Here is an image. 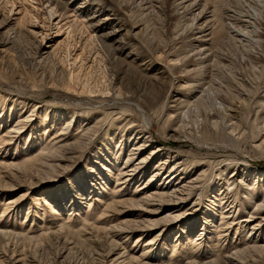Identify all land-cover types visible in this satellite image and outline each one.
Returning a JSON list of instances; mask_svg holds the SVG:
<instances>
[{
	"label": "rangeland",
	"instance_id": "1",
	"mask_svg": "<svg viewBox=\"0 0 264 264\" xmlns=\"http://www.w3.org/2000/svg\"><path fill=\"white\" fill-rule=\"evenodd\" d=\"M253 5L0 0V264H264L243 245L264 239V53L231 33Z\"/></svg>",
	"mask_w": 264,
	"mask_h": 264
},
{
	"label": "bare ground",
	"instance_id": "2",
	"mask_svg": "<svg viewBox=\"0 0 264 264\" xmlns=\"http://www.w3.org/2000/svg\"><path fill=\"white\" fill-rule=\"evenodd\" d=\"M242 0H240V2H241ZM250 2H252V4H254L250 9H251V15L250 16H248V15H246V16H244L245 18H246V20L245 21H241V19L239 18V16L238 15H235V16H232V18H233V20L236 22V23H240L241 22V24H243V25H239V26H231V33H232V37L234 38V39H239L240 41H244L245 39H242V38H246L247 37V39H252L251 41H252V43L254 44V46H256L258 49H260L263 53H264V28L262 27V23H264V0H249ZM82 8V7H81ZM249 12V11H248ZM204 14V13H203ZM248 14V13H247ZM200 15H201V12H200ZM199 15V16H200ZM241 17H243V16H241ZM95 17H89L88 19L89 20H93ZM106 21H108V22H110V21H113L114 20V18L113 17H107L106 19H105ZM216 20V19H215ZM94 23V22H93ZM101 23V22H100ZM100 23H98V24H95L94 26L95 27H97V26H99V24ZM92 24V23H91ZM209 24V23H208ZM197 26V25H196ZM242 26L244 27V31H243V29H242ZM203 27V26H202ZM196 29V28H195ZM211 30V29H210ZM213 30V29H212ZM211 30V31H212ZM202 32H204V31H202ZM251 34H253L252 36H251ZM115 35V33H108L107 34V37H111V36H114ZM15 39H17V38H15ZM15 39H12L14 42H15ZM11 40V41H12ZM249 40V41H250ZM119 43V42H118ZM204 47V46H203ZM200 48V47H199ZM199 48H197V49H199ZM205 50V49H204ZM206 51V50H205ZM208 51V50H207ZM206 53V52H205ZM196 55L202 60V57H204L206 54H204L203 53V49H199V50H197V53H196ZM43 56V55H42ZM42 59V58H41ZM206 59V58H205ZM143 66V65H142ZM71 79V81L69 82V83H66V85L68 86V88L69 89H71V88H73L72 87V81H74V80H72V78H70ZM63 85V84H62ZM66 86V87H67ZM89 86V85H88ZM65 87V86H64ZM85 91L87 92V93H89V94H91V93H95L92 89H87V87L85 88ZM263 97V96H262ZM187 100V99H186ZM177 101H178V99H177ZM176 100L174 101V103H176L177 102ZM182 101H180V103L178 104V106H177V104H176V107L175 108H177V107H179L178 108V110H177V112L178 111H180V110H182L183 108H184V104L183 103H181ZM184 102V101H183ZM185 102H187L186 104H189L190 102H189V99L187 100V101H185ZM262 106H264L263 105V103H262ZM136 108H138L137 110H138V112L142 115V118L143 119H145L144 120V122H145V126H148V125H150V121L147 119V117H145V115L143 114V111H142V108H140V106H136ZM224 109L226 110V111H228L227 110V108L224 106ZM169 113V112H168ZM170 114V113H169ZM216 117H213L212 119H215ZM168 119V118H167ZM167 121V120H166ZM170 121V120H169ZM168 123H170V122H168ZM21 125V124H20ZM214 126H216L217 125V123L216 122H214V124H213ZM69 126V125H68ZM23 128V127H22ZM16 130H15V128H13V129H11V131H10V133H14ZM132 131V130H131ZM84 133V132H83ZM151 136V135H150ZM148 139V138H147ZM55 147V146H54ZM65 146H62V147H60V148H64ZM68 147V146H67ZM66 147V148H67ZM48 150H53V147H51V148H47ZM48 150H44V153H42V155H40L41 156V158L42 159H45V160H50V161H53L54 160V158L50 155V153H48V152H46V151H48ZM134 151V150H133ZM154 151V152H153ZM153 153L150 155V156H154V155H158L159 153L161 154V149H159V148H157V149H153ZM137 153V152H136ZM135 156V155H134ZM152 159V158H151ZM56 160V159H55ZM117 160V159H116ZM133 160V157L132 158H130V159H128L127 160V163H129V162H131ZM143 161H144V159H143ZM143 161H141V162H143ZM148 161V160H147ZM47 163H48V161H47ZM126 163V164H127ZM145 163V162H144ZM168 164V162L167 161H160V163H159V165H158V169L156 170V175L153 177V178H151L150 179V181H149V183L148 184H150V182H154V180H155V177L157 178L158 176H160L161 175V172L165 169V166ZM184 164L185 163H183V165L182 166H184ZM127 166V165H126ZM157 166V165H156ZM130 167V169L129 170H127L128 168ZM129 167H125L124 169H122V170H120V172H119V174H118V177H123V178H118V180L119 181H123V179L125 178L126 179V181H124V182H122V183H120L121 185H123V184H125L127 181H130V182H133L137 177H139L138 175L139 174H142V171L145 169L144 167L142 168L141 167V163L140 164H138V165H135L134 163H132ZM108 169V168H107ZM249 168H247V169H245V170H248ZM182 170V169H181ZM180 170V171H181ZM250 170V169H249ZM108 172H110V170L108 169L107 170ZM180 171H178V169H177V167H172L171 168V173L168 175V177H167V179L166 180H171V178L173 177L174 178V176L176 177V175H178L179 174V172ZM246 173V172H245ZM264 173V172H263ZM236 174V173H235ZM256 173H253V175H255ZM180 175V174H179ZM236 175H238V176H240L239 178H240V183H238V187H236V189H234V194H235V201L237 200L238 201V199L239 198H237V196L239 195V187H241V186H243L244 185V183L246 182L245 180H244V177H243V175H242V173H241V171H239ZM235 175V176H236ZM245 175H248L247 173L245 174ZM256 176V175H255ZM263 176V175H262ZM128 178V179H127ZM182 178V177H181ZM195 180V179H194ZM198 180V179H197ZM195 181L194 183H191L192 185H191V188L189 187V188H187V187H180V188H177L174 192H173V195H171V198H170V201H171V204L175 207V209H179V207L181 206V203H183L185 200H186V198H184V195H183V193L185 192V191H193L194 189H195V183H197L198 181ZM256 180V179H255ZM254 181V180H253ZM172 181H170V183H171ZM235 182H237V180H235L234 182H233V184H235ZM256 182V184L254 185V183ZM183 183H185V180L184 181H182V182H179V180H178V182H177V185L175 186V188L176 187H178L179 185H182ZM254 183L251 185H247V187H248V190H250V191H252V195H251V197L250 198H252V199H255L256 197H257V195H256V192H255V188H257V185L259 184V182H257V180L256 181H254ZM232 184V185H233ZM252 186V187H251ZM218 188V187H217ZM145 189H147V188H145ZM166 189H157L156 190V193H154V194H152V196L151 197H147V198H144L143 197V199H141L140 200V202H142V203H144V204H148V203H150V201H155L156 199H159V200H162V199H165V197H167L166 195H164V193H163V191H165ZM114 192L116 193V190H114ZM222 195H223V193H222ZM221 195V196H222ZM225 199H226V197H224ZM225 199H223V201H222V205H223V202H224V200ZM264 201V200H263ZM164 202V200L162 201V203ZM253 202V201H252ZM119 203H122V202H115V204L117 205V204H119ZM131 203H136L134 200L133 201H131ZM235 203V202H234ZM114 204V205H115ZM125 205H126V203H123L121 206L122 207H125ZM172 206V207H173ZM111 208H113V207H109L108 209H111ZM174 209V208H173ZM174 209V210H175ZM214 210V209H213ZM232 210V211H231ZM230 211H231V215L232 214H234V215H232V217H227L226 216V219H228V220H230V219H233L234 218V216H235V211L233 210V209H231ZM122 211V210H121ZM258 212H264V203H262V204H260V205H258V210H257ZM184 215V214H183ZM182 214H180V215H176V216H174V217H172L173 218V220H177V219H179L180 217H182L183 216ZM224 215L225 214H223L222 213V217H224ZM223 220H224V218H222ZM260 224H262L263 223V221H260L259 222ZM206 224V223H205ZM121 228V227H120ZM138 228V227H137ZM121 231H129L128 229H125V228H121ZM128 236V235H127ZM226 236V235H225ZM224 236V237H225ZM129 237V236H128ZM201 237V236H200ZM200 237H198V239H197V241H200L201 240V238ZM203 239V238H202ZM225 239V238H224ZM222 241V240H221ZM220 241V242H221ZM218 243H219V241H218ZM220 244V243H219ZM245 247H246V250H249V249H251V250H255V251H257V250H264V239H261V240H258V238H254V240L250 243V242H248V243H244L243 244ZM219 246V245H218ZM222 246V245H221ZM217 247V246H216ZM257 249V250H256ZM244 250V249H243ZM218 251H220V252H218V253H221V249L219 250L218 249ZM222 254H223V252H222ZM222 254H220V255H222ZM241 254V250L237 247L235 250H234V252H233V254L232 255H228V256H224V258H229V259H231V260H233V261H236V257H239V255ZM216 255H217V253H216ZM219 255V256H220ZM240 258V257H239ZM131 259V258H130ZM133 261H135V259H132V262ZM231 263V262H230ZM237 263H239V262H237ZM234 264V263H233ZM245 264V263H244Z\"/></svg>",
	"mask_w": 264,
	"mask_h": 264
}]
</instances>
